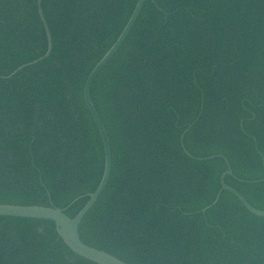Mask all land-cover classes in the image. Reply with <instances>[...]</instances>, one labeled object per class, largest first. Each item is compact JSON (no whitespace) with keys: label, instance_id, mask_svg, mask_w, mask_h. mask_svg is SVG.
<instances>
[{"label":"trees","instance_id":"obj_1","mask_svg":"<svg viewBox=\"0 0 264 264\" xmlns=\"http://www.w3.org/2000/svg\"><path fill=\"white\" fill-rule=\"evenodd\" d=\"M0 0V205L74 219L101 182L104 151L87 77L139 0ZM90 98L110 179L81 242L126 264H264V0H147ZM42 229V233L39 230ZM0 264H92L54 224L0 218Z\"/></svg>","mask_w":264,"mask_h":264},{"label":"water","instance_id":"obj_2","mask_svg":"<svg viewBox=\"0 0 264 264\" xmlns=\"http://www.w3.org/2000/svg\"><path fill=\"white\" fill-rule=\"evenodd\" d=\"M146 1L147 0H139L137 2V5L129 21L126 27L124 28V30L122 31L121 35L119 36L118 40L111 47V49L105 54V56L101 59V61L94 67V69L91 71V73L87 77V80L84 85V89H83L84 103L100 135L102 146H103V151H104V163H105L103 176L99 184V187L97 188L94 194L89 196V200L87 204L85 205V207L77 215L76 218L71 220L65 215V211L59 210L53 206L49 208H45V207H34V206L30 207V206L0 205V218L49 222V223L54 224L57 235L59 236L63 244L71 251V253H73L78 258L83 259L92 264H126V263H124L118 258L111 256L105 252L98 251V250H95L93 248H90L84 245L81 242V239L79 236V227L83 219L91 211V209L95 206L99 197L104 192L108 184V181L110 179L111 169H112V159H111V149H110L109 139L105 131V128L92 104V101L90 98V89H91L92 83L95 80V78L107 66V64L114 58V56L117 54V52L120 50V48L122 47V45L128 38L129 34L131 33L133 27L135 26L139 18V15L141 14V11ZM41 2L42 0L37 1V10H38L40 21L42 23V27L44 29V32L47 38L48 46H47L46 54L43 57L39 58L38 60L30 64L20 67L8 77L2 78L4 80H10L15 75H17L19 72L23 71L24 69L35 66L43 62L44 60L48 59L52 53V49H53L52 38H51L49 28L42 15ZM188 130L189 128L185 131V133H183L180 139L183 152L188 158L195 160L197 162H206V161H211L216 158H219V159H222L227 166V171L221 176V179H220L221 188H220L219 193L217 194L215 201L213 202L211 206L204 209L201 212V215L205 217L206 212L218 204L221 194L223 192H228L232 196H234L250 214H252L255 217L264 218V212H260V211L253 209L243 199V197H241V195H239L235 190H233L232 188L226 185L225 183L226 178H232L233 173H232V170H231V167L228 161L225 158L218 156V157H211L207 159H196L188 154V152L185 150L184 145H183V137L188 132Z\"/></svg>","mask_w":264,"mask_h":264},{"label":"rangeland","instance_id":"obj_3","mask_svg":"<svg viewBox=\"0 0 264 264\" xmlns=\"http://www.w3.org/2000/svg\"><path fill=\"white\" fill-rule=\"evenodd\" d=\"M39 233H42V229L39 230Z\"/></svg>","mask_w":264,"mask_h":264}]
</instances>
